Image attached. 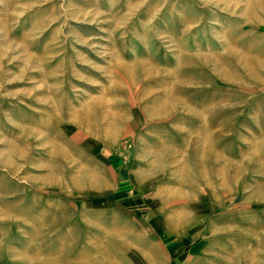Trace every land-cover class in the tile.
Listing matches in <instances>:
<instances>
[{"label":"rangeland","instance_id":"obj_1","mask_svg":"<svg viewBox=\"0 0 264 264\" xmlns=\"http://www.w3.org/2000/svg\"><path fill=\"white\" fill-rule=\"evenodd\" d=\"M0 264H264V0H0Z\"/></svg>","mask_w":264,"mask_h":264}]
</instances>
